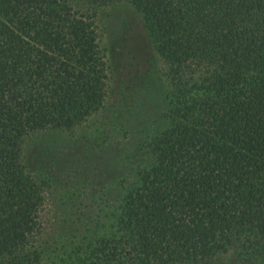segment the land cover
Masks as SVG:
<instances>
[{
    "label": "trees",
    "instance_id": "trees-1",
    "mask_svg": "<svg viewBox=\"0 0 264 264\" xmlns=\"http://www.w3.org/2000/svg\"><path fill=\"white\" fill-rule=\"evenodd\" d=\"M122 3L163 103L134 109L136 130L121 108L88 131L107 94L99 17ZM42 130L80 133L82 170L35 175L23 144ZM96 158L118 176L91 190ZM0 264H264V0H0Z\"/></svg>",
    "mask_w": 264,
    "mask_h": 264
},
{
    "label": "rangeland",
    "instance_id": "rangeland-1",
    "mask_svg": "<svg viewBox=\"0 0 264 264\" xmlns=\"http://www.w3.org/2000/svg\"><path fill=\"white\" fill-rule=\"evenodd\" d=\"M99 44L103 49L104 60L108 64L107 94L104 108L99 114L89 116L84 122L85 130H92L94 125L101 120L103 111H115L126 108L129 120L134 124V129L142 126L147 118L134 116L136 111L153 110L161 108L162 100L146 98L148 90L154 89L153 78L160 75L161 61L154 48L151 46L149 37L145 30L141 15L129 4L122 3L107 8L99 17ZM144 92L146 93L144 96ZM149 97V96H147ZM146 107H144V104ZM131 104V109L126 107ZM130 111V112H129ZM127 127H130L129 124ZM78 132L67 134L57 133L51 130H42L30 134L24 140L23 159L35 175H46L45 171L55 173L62 167L82 170L83 161L86 159L87 151H84V144ZM137 134V132L133 133ZM125 137V135H124ZM117 138L109 143L111 148L122 150L126 147V139ZM79 141V142H78ZM113 149L111 151H113ZM99 155H104L99 150ZM90 153V152H89ZM93 177L95 182L91 190L100 189L108 182L112 181L118 172L115 173L114 165L105 169L100 161L93 162ZM128 169L119 170L127 172ZM80 186V185H79ZM51 195L47 193L42 215L45 219L50 218L53 212V202Z\"/></svg>",
    "mask_w": 264,
    "mask_h": 264
}]
</instances>
